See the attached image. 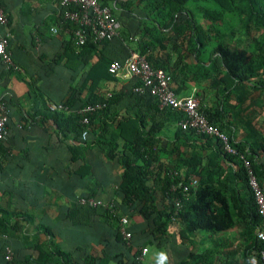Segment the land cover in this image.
Wrapping results in <instances>:
<instances>
[{
  "label": "trees",
  "instance_id": "trees-1",
  "mask_svg": "<svg viewBox=\"0 0 264 264\" xmlns=\"http://www.w3.org/2000/svg\"><path fill=\"white\" fill-rule=\"evenodd\" d=\"M53 1L58 5L59 0ZM98 1L120 21L119 35L81 45L68 35L75 53L74 65L68 66L75 70L88 65V70L80 85L68 87L61 102L68 109L46 106L45 117L56 123L59 140L70 141L72 160H85L86 150L98 148L101 157L117 167L109 196L112 205L79 202L104 186L96 181L91 165H85L87 172L77 171L89 179L86 194L60 215L89 227L95 215L102 216L97 237L101 247L90 243L62 248L46 226L19 234L11 220L17 215L0 207V241L7 244L6 235L16 236L29 250L26 256L14 254L6 261L3 249L2 264H143L150 246L164 252L152 264H262L264 241L258 231L264 219L244 160L264 189V0ZM0 6L9 24L10 5L0 0ZM59 8L44 24L53 35H67L63 28L73 25ZM130 51L144 55L153 69L163 70L176 95H186L192 83L198 85L201 111L228 136L237 153L226 152L215 135L183 129L179 122L186 114L160 106L148 90L136 91L142 84L138 77H127L123 83L120 75L111 74L110 62H124ZM0 62L3 69L14 71L4 67L1 57ZM96 102L105 105L85 113L89 121L83 124L78 110ZM122 108L127 115L120 119ZM4 151L0 150V163ZM190 175L197 185L184 191ZM123 217L129 238L121 232ZM228 233L231 238L224 237ZM206 239H211L210 245L204 244ZM176 244L185 246L179 260L172 257Z\"/></svg>",
  "mask_w": 264,
  "mask_h": 264
},
{
  "label": "crops",
  "instance_id": "crops-1",
  "mask_svg": "<svg viewBox=\"0 0 264 264\" xmlns=\"http://www.w3.org/2000/svg\"><path fill=\"white\" fill-rule=\"evenodd\" d=\"M5 1L10 5L11 19L9 24L0 25V37L9 35V49L17 68L5 70L0 62V101L6 103L10 116L8 135L0 147L2 152L5 150L0 163V207L17 215L11 220L17 223L19 234L46 226L54 231V240L62 248L91 243L99 249L97 237L103 225L102 216L95 215L94 226L89 227L74 225L69 217L60 215L66 214L82 193L86 194L89 179L80 175L78 169L87 172L84 166L91 165L96 181L104 182L103 187L97 186L94 197L108 201L117 167L104 160L98 148L86 150L85 160H72L70 141L59 140L56 123L45 117L47 103L62 102L70 85L82 83L88 65L80 64L72 70L68 65H74L75 53L69 36L53 35L47 30L44 22L60 10L53 0ZM120 78L123 83L127 81L124 72ZM198 88L192 83L186 95L196 94ZM119 114L120 119L127 115L124 108ZM226 236L231 238L232 234ZM4 240L20 258L29 253L21 238L6 235ZM4 243L0 241V264ZM210 243L211 239L204 242ZM175 247L172 257L179 260L185 246Z\"/></svg>",
  "mask_w": 264,
  "mask_h": 264
},
{
  "label": "built area",
  "instance_id": "built-area-1",
  "mask_svg": "<svg viewBox=\"0 0 264 264\" xmlns=\"http://www.w3.org/2000/svg\"><path fill=\"white\" fill-rule=\"evenodd\" d=\"M58 5L63 9V18L70 22L73 27H64L63 31L67 35H72L75 43L78 45L91 40L99 43L104 40H111L119 35L121 24L120 21L113 15L111 9L107 5H102L98 0H59ZM8 18L0 6V25H6ZM53 32L57 31L56 27H52ZM9 42V35L0 37V57L5 68L14 67L10 52L6 49ZM108 71L116 76L124 72L127 77H138L142 84L136 86V91L148 90L151 94L158 97L160 106H171L175 109L183 111L186 117L179 124L183 129L193 128L201 134L215 135L221 140L223 149L230 153L236 154L237 150L232 146L228 136L220 131L216 126L211 124L204 113L200 109V100L198 96L192 92L189 95L178 96L169 85L170 77L167 76L161 69H153L146 57L136 51H130L124 62L113 60L108 66ZM109 95V94H108ZM105 105L104 102H96L85 105L78 112L83 114L81 119L83 124L88 123L89 118L85 113L92 112ZM47 107L50 110L68 109L61 102H49ZM9 110L5 102L0 101V141L4 140L8 135ZM85 138V132L82 135ZM244 164L248 171V182L254 193L255 201L259 213L264 219V189L259 186L256 175L247 160ZM197 179L194 175H190L188 184L183 186L184 191H188L189 186L195 187ZM79 202L88 205H112V202L102 201L96 197H81ZM114 204V202H113ZM179 205V203H177ZM127 219H121V232L125 238L130 237V233L124 228ZM258 237L264 241V227L258 231ZM5 238V237H4ZM146 252L143 248L142 253ZM262 264H264V249L261 251ZM13 250L9 244L4 246V259L11 261L13 259Z\"/></svg>",
  "mask_w": 264,
  "mask_h": 264
},
{
  "label": "rangeland",
  "instance_id": "rangeland-1",
  "mask_svg": "<svg viewBox=\"0 0 264 264\" xmlns=\"http://www.w3.org/2000/svg\"><path fill=\"white\" fill-rule=\"evenodd\" d=\"M164 257V252L157 250L154 246L149 247L148 253L144 257V262L143 264H152L154 263L158 258H163ZM114 264V263H111Z\"/></svg>",
  "mask_w": 264,
  "mask_h": 264
}]
</instances>
